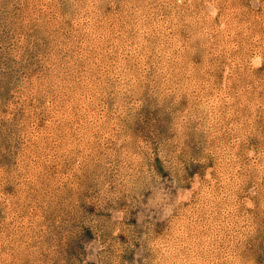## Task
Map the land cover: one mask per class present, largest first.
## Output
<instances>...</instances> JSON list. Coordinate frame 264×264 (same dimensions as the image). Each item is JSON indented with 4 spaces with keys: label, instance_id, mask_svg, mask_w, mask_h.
<instances>
[{
    "label": "rangeland",
    "instance_id": "obj_1",
    "mask_svg": "<svg viewBox=\"0 0 264 264\" xmlns=\"http://www.w3.org/2000/svg\"><path fill=\"white\" fill-rule=\"evenodd\" d=\"M0 264H264V0H0Z\"/></svg>",
    "mask_w": 264,
    "mask_h": 264
}]
</instances>
